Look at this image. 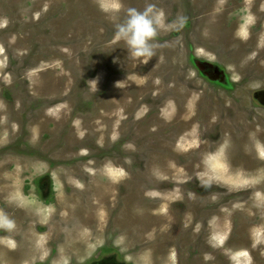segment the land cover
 <instances>
[{
    "label": "rangeland",
    "instance_id": "rangeland-1",
    "mask_svg": "<svg viewBox=\"0 0 264 264\" xmlns=\"http://www.w3.org/2000/svg\"><path fill=\"white\" fill-rule=\"evenodd\" d=\"M147 2L187 24L144 64ZM19 223L18 264H264V0H0L3 264Z\"/></svg>",
    "mask_w": 264,
    "mask_h": 264
},
{
    "label": "clouds",
    "instance_id": "clouds-1",
    "mask_svg": "<svg viewBox=\"0 0 264 264\" xmlns=\"http://www.w3.org/2000/svg\"><path fill=\"white\" fill-rule=\"evenodd\" d=\"M116 6L113 5V7ZM102 10H106V8L102 6ZM126 17L123 23L115 27L114 41H123L127 45L129 56L141 59L144 64L149 63L156 56V50L162 47L156 42L159 32L174 31L179 33L187 24V17L182 15H177L174 20L167 21L164 10L158 8L153 2H147L142 11L128 8ZM89 82L95 83L97 86L96 80ZM4 224L9 228L12 227L11 222L7 219L4 220Z\"/></svg>",
    "mask_w": 264,
    "mask_h": 264
},
{
    "label": "flooded vegetation",
    "instance_id": "flooded-vegetation-1",
    "mask_svg": "<svg viewBox=\"0 0 264 264\" xmlns=\"http://www.w3.org/2000/svg\"><path fill=\"white\" fill-rule=\"evenodd\" d=\"M47 178H44L45 180H42L39 183L41 197H45V199H46V195L49 194L48 198L46 200H44L46 203L49 202V200L52 201L53 197L55 196V194H54V192H55L54 190L55 189L52 187V181H49V179H47ZM19 217H20V214H19ZM18 221L20 222V218H18ZM21 223H22V221H21ZM16 226H17V224H16ZM18 226H19V228H18V230L16 229V234H15V238L17 239V240H15L16 243H17L16 244L17 245V249L16 248H15V250L9 249L10 251H8L9 258L13 259L15 261L9 262V264H12V263L13 264H18L17 263L18 262L17 258L19 256H21V254L23 253L22 249H24V247H22V245H23V242H22L23 230H22V227H21L22 225H20V223H19ZM0 239L4 241L6 239V236L2 233V235H0ZM68 245L69 244H63L61 242L59 244L54 245L53 246L54 248H52V250L50 251V257H49L50 260L48 258L43 263L39 262V263H34V264H49V263L57 262L61 257L62 258H66L68 256V252L69 251L73 252L72 255H71L72 260H71V263H69V264H77V261H78L77 258L80 255L76 253L77 252L76 250L72 249L73 245H69L70 246V250H66L65 248L68 249ZM82 247H84V245H80V250L82 249ZM0 248H1L0 249V258H1L2 256L6 255V252H7L6 248L7 247L5 248L4 244H2V245L0 244ZM210 248L213 249V247L211 245H210ZM113 252L114 251H113L112 247H108L106 249L100 250L95 255V257L92 260L88 261L86 264H122V263H119L118 261H115L117 259L115 258V255L112 254ZM2 253H4V255H2ZM168 257L169 256H168V253H167L165 255L164 259H162V260H166ZM3 261L4 260H2L0 262V264H3L2 263ZM167 263L170 264V261H167ZM191 263H192V261H191ZM193 264H194V260H193Z\"/></svg>",
    "mask_w": 264,
    "mask_h": 264
},
{
    "label": "bare ground",
    "instance_id": "bare-ground-1",
    "mask_svg": "<svg viewBox=\"0 0 264 264\" xmlns=\"http://www.w3.org/2000/svg\"><path fill=\"white\" fill-rule=\"evenodd\" d=\"M65 44V43H64ZM236 263H237V261H236ZM245 264V263H244Z\"/></svg>",
    "mask_w": 264,
    "mask_h": 264
}]
</instances>
